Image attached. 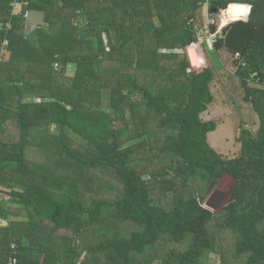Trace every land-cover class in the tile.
Instances as JSON below:
<instances>
[{
    "label": "trees",
    "instance_id": "16d2710c",
    "mask_svg": "<svg viewBox=\"0 0 264 264\" xmlns=\"http://www.w3.org/2000/svg\"><path fill=\"white\" fill-rule=\"evenodd\" d=\"M22 1L13 14L0 0L10 52L0 62V189L10 196L0 199V264L12 243L21 264H208L226 238L243 264H264V0ZM235 2L252 5L235 74L260 126L243 130L228 159L208 141L217 123L201 116L215 74L195 32L200 7ZM30 10L46 23L27 32ZM240 19L232 5L223 12V24ZM13 125L17 138L3 139ZM225 177L232 201L212 211L205 196ZM156 186L171 198L155 199Z\"/></svg>",
    "mask_w": 264,
    "mask_h": 264
},
{
    "label": "rangeland",
    "instance_id": "374dc122",
    "mask_svg": "<svg viewBox=\"0 0 264 264\" xmlns=\"http://www.w3.org/2000/svg\"><path fill=\"white\" fill-rule=\"evenodd\" d=\"M211 17L214 21L213 24H211V21H209ZM248 19L249 18L247 17L245 21H248ZM80 22L81 20L78 21V19H74V26H79L81 24ZM223 23V12L220 10L219 12L212 13L210 12V8H208V4H205L196 12V36L200 30H204L203 39H205L207 37H210L209 31H211V33L213 31H216L218 33H215L216 35L212 37L214 38L213 43L215 44L217 39L220 36L224 35V29L229 28L230 26L227 25L229 22L225 24ZM213 43L211 40L206 39V41L202 43L203 45H201V42H199V45H201V47H198V51L203 62H205L207 66L211 67L215 74V79L211 84V90L214 94V101L209 105L208 110L202 113L201 116L204 120H213L217 123V128L208 137V141L218 153H220L224 158L229 159L238 157L241 153L240 138L242 136L243 130L249 129L255 134L260 126V121L258 114L253 109L251 103L244 101V90L241 87L239 78L235 74V62L239 59V54L233 52L232 50H229L228 48H223L220 51L216 52ZM177 51L180 52V54L186 53L180 50ZM8 55L9 52L4 55V62L7 61L6 59H8ZM54 69L58 73L60 67L58 65H54ZM74 71L75 67L69 65L67 67L66 75L71 76L74 74ZM105 102L106 108L108 104L107 101ZM127 118L128 126L130 128H133V122L129 112H127ZM149 128L154 132L156 130V123L152 122L151 124H149ZM9 132H11V130H9ZM12 132L16 134L17 131ZM130 136L131 132H128L124 136V138ZM5 139L11 140V138L9 139V137H5ZM137 141L138 140H133L129 144L135 143ZM150 141L151 145H154V141L152 138L150 139ZM160 155L162 156L163 154L160 153ZM30 157H34V155H31ZM98 174H100V176L104 178L105 181L111 180L109 179L110 176L107 171L104 172L100 170ZM171 176L172 175L170 174L167 176V178H170ZM147 178L149 177L147 176ZM232 184L233 181H230L229 178L225 177L218 185H216L211 190L209 194H206L204 205L212 211L223 209L232 201L231 195L224 193V191H227L225 189H227ZM2 189L5 190V188ZM4 190L3 192H5ZM1 194L2 193H0V196H2ZM4 196L7 200L10 197L8 194H3V197ZM153 196L155 197V199H159L165 202L169 198H171V193H163L161 187L156 186L153 187ZM61 234L65 233L61 232ZM173 244L174 243L168 245V247H170L169 249L174 248ZM183 247L184 246L181 244L176 245L177 249H182ZM223 250L224 253L222 255L219 253H212L209 256L208 264H224L222 261V256L226 260L225 264H243L245 262L246 257H239L237 255L230 238L225 239ZM159 262L160 258H157L155 259L153 264H158Z\"/></svg>",
    "mask_w": 264,
    "mask_h": 264
},
{
    "label": "water",
    "instance_id": "95a60500",
    "mask_svg": "<svg viewBox=\"0 0 264 264\" xmlns=\"http://www.w3.org/2000/svg\"><path fill=\"white\" fill-rule=\"evenodd\" d=\"M230 5H232L234 15L246 16V18L247 17L249 18V15L252 10V5L247 3L235 2L229 4L227 8ZM248 6H250V10L248 9ZM227 8L223 9L222 12L227 10ZM26 21L28 23L42 26L46 23L45 12L40 10H30L26 15ZM247 22L248 21H245L244 19L230 21L229 23L230 26L224 36L226 48L238 54L242 53L246 49L248 43L250 42L253 36V31L248 26Z\"/></svg>",
    "mask_w": 264,
    "mask_h": 264
},
{
    "label": "built area",
    "instance_id": "2783aa9c",
    "mask_svg": "<svg viewBox=\"0 0 264 264\" xmlns=\"http://www.w3.org/2000/svg\"><path fill=\"white\" fill-rule=\"evenodd\" d=\"M11 7H12V13L13 14H19L21 13L22 11V7H23V1L22 0H12L11 2ZM209 21H211L210 23L213 24L214 21L212 19V17L209 19ZM230 23V22H229ZM229 23L227 25H229ZM212 27V26H211ZM5 29L6 30H10L11 29V23L10 22H7L5 24ZM210 30V29H209ZM203 33H204V30H200L198 33H197V41L198 43L201 42H205L206 39H209L212 41V43L214 42V37L216 34L215 33H218L216 31H213L211 33V31H209V36L210 37H207L205 39H203ZM224 36V35H223ZM214 44V43H213ZM8 46H9V39L6 37L0 44V62H2L4 60V55L8 52ZM214 46V45H213ZM56 66L58 64H55ZM17 244L16 243H12L11 246H10V255L8 257V260H7V264H21L20 260L18 259L17 257Z\"/></svg>",
    "mask_w": 264,
    "mask_h": 264
},
{
    "label": "crops",
    "instance_id": "0c3cea01",
    "mask_svg": "<svg viewBox=\"0 0 264 264\" xmlns=\"http://www.w3.org/2000/svg\"><path fill=\"white\" fill-rule=\"evenodd\" d=\"M203 7V6H202ZM201 8V7H200ZM199 8V9H200ZM27 15V14H26ZM36 26H38V25H36V24H32V23H28L27 22V24H26V31L28 32H30V31H32ZM43 26V25H42ZM199 47H201V45H203L202 43H201V45H199V43L197 44ZM201 49V48H200ZM204 52V51H203ZM9 54H10V52H9ZM8 58H9V56H8ZM6 60H8V59H6ZM4 61V60H3ZM55 65V64H54ZM23 68V71L25 70V66L23 65L22 66ZM20 68V67H19ZM11 71H13V69H11ZM10 73V71L8 72V74H4L3 76H7V77H9L11 74H9ZM19 85L21 84V83H18ZM29 100H31V95H28L27 97H24V101H29ZM36 101H40V98H36L35 99ZM5 126L6 125H4V128H5ZM10 130H12V131H17L16 132V134H14V132H12L11 131V133H9L8 135H2L1 137L3 138V139H5V137H9V139L11 138V140L12 139H15V138H17V136H18V134H19V132H18V129H17V127H16V125H13V127L10 129ZM211 133H213V132H210L209 134H208V137L211 135ZM3 190L4 189H0V193H2L1 195L2 196H0V199H2V200H7L6 198H5V196L3 197V194L4 195H6L7 193H5V192H3ZM5 191V190H4ZM8 222H9V220H7V219H0V226H6L7 224H8Z\"/></svg>",
    "mask_w": 264,
    "mask_h": 264
}]
</instances>
